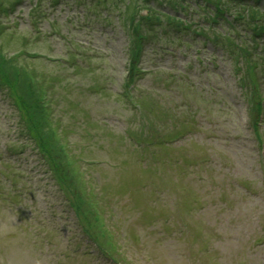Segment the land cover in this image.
I'll use <instances>...</instances> for the list:
<instances>
[{
    "label": "rangeland",
    "instance_id": "rangeland-1",
    "mask_svg": "<svg viewBox=\"0 0 264 264\" xmlns=\"http://www.w3.org/2000/svg\"><path fill=\"white\" fill-rule=\"evenodd\" d=\"M1 3L8 6L0 12L4 52L21 55L37 74L58 127H81L69 140L72 149L85 146L80 156L94 165L97 205L90 200L88 224L78 219L30 139L17 133L3 87L0 264H113L109 253L120 248L130 264H264V149L252 133L232 45L206 38L212 27L238 44L242 23L208 28L211 11L185 0L183 18L200 32H175L162 19L144 24L126 83V5L141 0H109L105 8L92 0ZM259 83L264 92V78ZM157 107L161 119H152L148 110ZM261 121L264 140V110Z\"/></svg>",
    "mask_w": 264,
    "mask_h": 264
},
{
    "label": "trees",
    "instance_id": "trees-1",
    "mask_svg": "<svg viewBox=\"0 0 264 264\" xmlns=\"http://www.w3.org/2000/svg\"><path fill=\"white\" fill-rule=\"evenodd\" d=\"M92 1L101 8H105L103 7L105 6L104 2L109 0ZM184 1L141 0L138 6L135 4L129 5V3L126 5L131 10V13L125 16L130 26L125 82L128 83L129 79L133 78L136 62L142 52V40L147 37L142 30L144 24L150 26L153 22H159L162 19L163 25L173 28L175 32L186 30L195 33L199 31L191 26V20L183 18L186 15L187 7ZM195 1L197 4L203 5L204 9L211 11V14L206 16L208 28L211 24H216L220 20L225 21L228 25H232L233 21L237 20L243 25L242 27L246 33H241L242 38H239L238 44L235 43L234 36H231L230 33H219L214 31L212 27L209 28L213 30L212 37L206 34L205 37L207 36L206 38L214 40L221 38L227 41L229 45H232L228 52L233 54L235 59H239L237 61L238 65L235 64L236 71H241L238 82L245 87L246 112L249 123L255 128V123L262 112V100H264V92L260 90L259 83L260 79L264 78V0H200L201 3H198V0ZM226 2H231L233 8L224 6ZM7 8L8 6L0 4L1 13L4 14ZM139 9H142L145 13L142 15L138 14ZM136 14L138 15L136 16ZM227 15H231L232 18H227ZM1 26L0 22V28ZM247 41H250L251 44L248 45ZM258 49L260 51H255ZM22 52H25V50H22ZM18 55H8L0 45V89L4 87L6 95L12 99L11 106L15 108L17 122L20 124L17 133L25 134L30 139L31 146L37 150L43 159L46 170L52 174L57 184L65 191L69 204L75 205L78 219L88 224L89 221L86 216L90 214V200H93V203L97 205V201L90 196V183L93 181L92 175L95 173L92 171L94 165L80 156L85 146L76 145L77 148L72 149L73 145L69 140V135L74 134V132L78 134L81 127L79 126L76 130L71 127H58V124H55L56 122L49 114V109L46 108L42 89L37 87L40 84L37 74L29 70L25 63L22 64L20 61L21 55ZM140 109L142 112L140 111L138 115L143 119L145 115L143 114L142 105H140ZM158 109L155 111L154 109L148 110L149 114L152 113V119H161L163 112L161 108ZM143 125L147 126L144 122L142 123ZM88 130L86 129L83 139L89 136ZM179 130L177 129V131ZM258 135L260 134L253 129L254 138L258 137ZM150 165L153 166L152 164ZM82 172L87 173L86 183L80 180L83 176ZM72 193L75 196L74 201L73 197H71ZM103 199L107 198L103 197ZM101 243L108 247L105 240H101ZM109 254L115 263H127L121 260L118 252H110Z\"/></svg>",
    "mask_w": 264,
    "mask_h": 264
}]
</instances>
